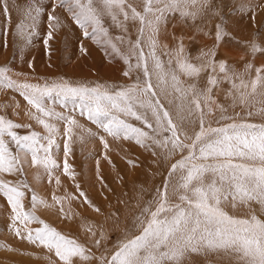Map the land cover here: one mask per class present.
Wrapping results in <instances>:
<instances>
[{"label": "snow or ice", "instance_id": "obj_1", "mask_svg": "<svg viewBox=\"0 0 264 264\" xmlns=\"http://www.w3.org/2000/svg\"><path fill=\"white\" fill-rule=\"evenodd\" d=\"M142 3V11L128 4L127 0H57V3L50 5L52 11L46 17L50 30L44 40L49 48V41L55 38L54 33L64 26V22L55 14L57 7L66 9L72 20L84 29L86 36L89 28L94 33L108 35L102 24L104 16H109L119 27H124L129 20L139 21L138 39L130 41L126 53L122 54L129 68L124 75L128 76L133 70L130 61L135 57V68L142 69L145 79H137L133 85L121 86L119 90L100 85H73L66 81L40 85L18 83L10 75L11 69L0 67V87L18 91L39 114L32 118L48 132L46 137H41L37 132L19 135L14 129L23 125L0 115V173H23L26 158L30 155L31 163L43 166L51 176L52 171L59 167L53 156V147L59 148L55 139L59 129L49 123V119L55 117L65 123L67 141L72 140L77 128L89 135L94 134L90 129H84L76 118L48 109L46 100L52 97L79 99L81 115L87 113L88 120L102 128L108 136L116 140L134 141L150 150L154 156L165 159L181 156L171 164L169 172L170 178L174 175L178 177L171 188L172 195L177 196L180 203L172 202L170 185L166 182L162 189H157L154 199L141 209L131 229L126 230L123 238L118 237L112 249H109L106 234L101 231L97 235L92 225L85 228L93 238L91 244L57 231L35 214L36 205L46 203L35 194L31 198L32 209L25 210L24 189L29 187L26 182L17 180L12 183L0 179V193L13 213L11 229L17 237L31 244L38 243L49 253H54L58 258L56 264H192L193 256L207 260L212 255L228 257L232 264H264V124L234 121L216 128L205 125V116L212 114L211 104L215 103L213 88L227 81L231 85L229 95H232L233 102L247 104L249 96L254 95L259 87H264V69H255V79L246 80L244 77L250 75L253 69L251 60L241 73L226 59H216L221 45L227 43L226 38L231 37L232 33L228 30V21L219 9H215L212 0H142ZM252 10L241 2L237 12ZM3 11L7 15L6 2ZM206 11L219 17V23L215 25V43L207 50L202 49L195 57L198 62L193 63L181 40L173 53H169L167 63L172 65L174 60L175 67L165 68V63L157 56L160 46L157 37L167 15L178 12L182 20H195ZM43 13L39 0H35L28 12L30 23L18 24V35L30 37L31 31L25 33V29H34ZM145 29L150 33L147 37V56L142 47ZM119 39L123 40L122 37ZM112 48L121 54L115 45ZM247 49L252 57L257 53L264 54V46L256 43L255 39L249 41ZM149 57L153 61V71L149 70ZM207 70L210 73L205 88H198L196 83L185 86L180 79L183 75L196 80ZM169 83L171 92L166 87H160ZM249 86L250 93L246 91ZM158 87L161 94H179L182 103L178 106L175 119L158 98ZM185 98H189L187 108L183 104ZM193 105L199 112L196 128L191 127L190 120L194 114ZM261 111L264 112V109ZM125 118L140 121L151 132L134 126ZM5 137H9L10 142ZM42 140L47 143H41ZM101 142L105 149H109L107 140L101 137ZM10 143L16 145L15 152ZM64 149L67 156L71 151L68 142ZM129 163L135 166L134 162ZM69 168L65 160L63 170L74 179V173ZM56 183L60 184L59 178ZM80 196L94 211H101L84 192H80ZM53 199L61 203L64 198L53 196ZM226 208H230L232 214ZM60 211L65 212L63 207ZM17 222L24 227H19ZM30 224L42 227L32 229L28 227Z\"/></svg>", "mask_w": 264, "mask_h": 264}, {"label": "rangeland", "instance_id": "obj_2", "mask_svg": "<svg viewBox=\"0 0 264 264\" xmlns=\"http://www.w3.org/2000/svg\"><path fill=\"white\" fill-rule=\"evenodd\" d=\"M5 2L8 7L7 15L3 11ZM34 2L35 0H0V67L11 69L10 75L18 83L29 82L43 85L46 82L66 81L73 85H100L119 90L121 86L133 85L137 79L141 81L145 79L142 69L135 68V57H132L130 61L133 70L128 76L124 75L129 71V68L122 54L126 53L130 41L138 39L139 21L129 20L124 27H119L113 23L109 16H104L102 24L108 35L94 33L89 28V34L86 36L84 29L72 20L67 10L57 7L55 14L64 22V26L54 33L55 38L49 41V48L44 44L47 32L50 30V22L46 17L52 11L50 5L57 3V0H39L44 13L37 19L34 29H25V33L31 31V36L18 35L17 33L18 24L30 23L28 12ZM241 2L253 10L238 13L237 9ZM127 3L136 7L138 11L143 10L142 0H127ZM212 3L215 9H219L220 14L228 21V30L232 33L231 37L226 38L227 43L221 45L216 59H225L227 56V62L241 73L244 72L245 65L251 60L253 69L250 75H246L244 78L246 80L255 79V69H264V54L257 53L255 57H252L248 53L247 45L249 41L255 39L256 43L264 46V0H212ZM217 23H219V17L209 11L204 12L195 20L190 18L182 20L178 12L168 14L166 21L160 25L157 37L160 45L157 48V56L165 63V68L175 67L174 60L172 65L167 62L170 59L169 53H173L181 40L187 55L193 63H197L195 57L199 55L200 51L207 50L215 43L214 33ZM205 33L208 34L205 35ZM149 34L145 29L142 47L146 56L149 51L147 44ZM120 37L123 38L122 41L119 39ZM112 45H115L121 54H117ZM148 66L149 70L153 71V61L150 57ZM209 73L210 70L201 73L196 80L183 75L180 79L185 82V86L196 83L198 88H205ZM155 82V77H153V83L155 84ZM160 87H166L168 92L172 91L170 83ZM156 90L161 103L175 119L178 106L182 103L179 94H161L159 87ZM230 90L231 85L227 81L213 88L212 96L215 103L211 104L212 114L205 116V125L210 124L211 127L216 128L234 121L264 124V112L261 111L264 109V87H259L254 95L249 96L248 103L244 105L233 102L232 95H229ZM246 91L250 93L251 87L249 86ZM188 99L185 98L183 101L185 108L189 107ZM46 107L57 114L76 118L84 129H90L94 135H89L88 132L77 128L74 129L72 140L67 141L65 135L67 126L63 121L52 117L48 122L59 129V133L55 136L59 148L53 147V156L59 167L52 171L51 176L43 166L33 165L30 155L26 158L23 173L13 175L0 173V179L12 183L22 180L28 184V189H24L25 198L23 199L26 211L32 209L33 194L38 198L42 196L40 199L46 201L45 205L37 204L35 209V214L41 220L49 225H58L57 231L67 234L70 238L89 244L92 243L93 238H90V234L85 231V228L92 225L97 230V235L101 231L106 234L108 237L106 243L109 249H112L113 242L118 237H124L126 230L131 229L136 217L140 215L141 209L154 199L157 189H162L166 182L170 185L169 193L172 202L180 203L178 197L172 195L171 188V185L177 183L178 177L174 175L170 178L169 176L171 164L179 160L180 155L165 159L162 156H154L150 150L137 145L134 141L116 140L108 136L102 128L88 120L87 113L81 115L79 99L62 100L59 97H52L46 100ZM192 108L194 114L190 117L191 127L196 128L199 112L195 110L194 105ZM204 111L207 112V108ZM0 115H4L14 123L23 125L19 129H14L19 135H30L32 132L39 133L41 137L48 135L47 130L32 118L33 115L39 114L14 88L0 87ZM222 116L225 118L221 119ZM228 117L232 119H228ZM149 118L151 119L150 113ZM125 119H128V122L134 126L151 132L140 121ZM101 137L107 140L109 149H105ZM5 139L10 142L9 137H5ZM66 142L71 148L67 156L64 149ZM41 143L46 144L47 141L42 140ZM10 147L13 152L17 150L14 143H10ZM41 156H43V152H41ZM65 160L70 166L69 171L74 172V179L65 174L63 170ZM129 161L134 162L135 166ZM77 167L78 169H76ZM57 178L60 180L59 185L56 183ZM76 182L79 189H77ZM80 192H84L87 198L101 211L96 212L84 203V197L80 196ZM53 196L62 197L65 202L62 200L61 203H56ZM75 203L79 206V208L77 207L78 211L77 208L76 210L73 208ZM82 205L84 206L81 207ZM63 206L68 213L65 212L67 216L60 211ZM44 209L45 211L53 210H50L51 213H47L49 210L45 213ZM90 209L93 212L89 211ZM226 210L232 214L230 208H226ZM12 215L10 205L0 193V254L5 252L4 229L8 228L15 234L11 229ZM17 225L22 226L21 228L24 227L19 222ZM36 225L38 224H34V226ZM34 226L32 224V227ZM60 227L64 230L59 229ZM18 238L20 239V237ZM18 250L21 251L14 254L15 251L12 253L8 249L5 254L15 257H30L23 248L18 247ZM46 250L42 247L41 251H37V255L43 257L42 261L46 257L45 253H49ZM48 257L54 264L58 261L54 253ZM209 261L211 264H232L228 257L218 258L212 255L207 260L200 256L192 257V264H208Z\"/></svg>", "mask_w": 264, "mask_h": 264}, {"label": "bare ground", "instance_id": "obj_3", "mask_svg": "<svg viewBox=\"0 0 264 264\" xmlns=\"http://www.w3.org/2000/svg\"><path fill=\"white\" fill-rule=\"evenodd\" d=\"M229 55V54H228ZM227 57V56H226ZM226 57H225V59H226ZM98 136V135H97ZM92 149V148H91ZM77 161V160H76ZM73 163V162H72ZM77 163V162H76ZM74 167V166H73ZM76 169H78V167L76 168ZM79 171L77 170V173H78ZM74 173V172H73ZM127 176V175H126ZM83 177V176H82ZM120 178V177H119ZM94 179H96V178H94ZM81 180V179H80ZM74 182V181H73ZM96 183V182H95ZM36 184V183H35ZM75 184V183H74ZM76 185H77V182H76ZM75 185V186H76ZM94 185V184H93ZM98 187V186H97ZM40 190H41V187L39 188ZM49 190V189H48ZM100 191V190H99ZM41 192H43V191H41ZM49 192V191H48ZM38 194V193H37ZM49 194V193H48ZM48 194H47V196H48ZM71 197H72V195H71ZM71 197H69L70 199H71ZM40 198H42V196L40 197ZM39 198V199H40ZM72 198H74V197H72ZM64 202H65V200H63ZM108 201V200H107ZM46 202V201H45ZM69 202V201H68ZM74 202V201H73ZM77 202V201H76ZM78 203V202H77ZM77 203H75L76 205H77ZM81 203V202H80ZM51 204V203H50ZM49 204V205H50ZM66 204H67V202H66ZM74 204V203H73ZM107 204V203H106ZM41 205H43V204H41ZM45 205V204H44ZM65 205V204H64ZM75 205V206H76ZM74 205H73V208L76 210V208L78 207L79 208V206L77 205L76 207H75ZM84 205H82L81 207H83ZM67 207H69V206H67ZM45 208V207H44ZM47 208V207H46ZM63 208H64V206H63ZM78 208H77V211H78ZM49 210V211H48ZM48 210H46L45 211V209H44V212L46 213L47 211V213H51L50 212V210H53V209H48ZM85 210V209H84ZM89 211H92L91 209L89 210ZM43 212V213H44ZM65 212L67 213V211L65 210ZM64 212V213H65ZM93 212V211H92ZM91 212V214L93 215V213ZM42 213V214H43ZM65 213V214H66ZM74 213V212H73ZM90 213V212H89ZM41 214V213H40ZM55 214V213H54ZM64 214V215H65ZM68 214V213H67ZM55 216V215H54ZM67 216V215H66ZM82 216V215H81ZM78 221V220H77ZM6 223V222H5ZM4 223V225H6ZM33 226H34V224H33ZM52 227H54V228H56L57 229V227H58V225L57 226H55V225H51ZM22 227V226H21ZM28 227L29 228H32V229H35V228H37V227H42V225H36V226H34V227H32V224H30V225H28ZM59 229H61V230H64V229H62L61 227L59 228ZM4 231H5V235H4V245L3 246H5V252H6V250L8 251V249L10 250V251H12V253H13V251H15L14 252V254L17 252V253H19V251H21V250H18V247L19 248H23L25 251H27L28 252V255L30 256V257H28V258H25L26 256H23V257H21V256H19V257H15V256H13V255H7V254H5V252H2L1 254H0V264H50V263H53L54 264V262H50V258L48 257V255H52V253H45L46 254V257H44V261H42V259H43V257H41V256H39V255H37L38 254V252H39V250L41 251V248L43 247H41L40 245H38V244H31V243H29L26 239H19L18 237H16V235L15 234H13L8 228H6V229H4ZM66 231V230H65ZM65 231H63V232H65ZM67 235V234H66ZM2 236H3V234H2ZM2 240V239H1ZM3 242V241H2ZM39 246H40V248H39ZM44 248V247H43ZM1 249H3V248H1ZM45 249V248H44ZM46 250V249H45ZM3 251V250H2ZM38 251V252H37ZM1 252V251H0ZM42 252H44V251H42ZM46 252H47V250H46ZM25 254V253H24ZM20 255V254H19ZM22 255V254H21ZM26 255V254H25ZM42 256H43V254H42ZM56 264V263H55Z\"/></svg>", "mask_w": 264, "mask_h": 264}]
</instances>
